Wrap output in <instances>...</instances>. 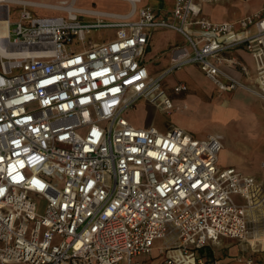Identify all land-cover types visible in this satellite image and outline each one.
<instances>
[{"label": "built area", "instance_id": "built-area-1", "mask_svg": "<svg viewBox=\"0 0 264 264\" xmlns=\"http://www.w3.org/2000/svg\"><path fill=\"white\" fill-rule=\"evenodd\" d=\"M123 1L135 11L141 0ZM206 1L172 0L160 19L150 6L132 20L134 12L78 9L75 0L20 3L65 16L23 8L10 23L7 10L0 14L8 24L1 45L12 54L0 55V264H176L172 249L191 264H218L223 239L245 250L264 241V161L254 178L218 165L217 135L138 128L124 117L141 100L170 113L165 80L187 66L220 91L242 89L264 102V2L213 22L203 16ZM102 29L113 37L86 40ZM155 29L184 39L157 74L142 62ZM237 48L253 58L254 85L222 69L248 75L231 54ZM186 91L172 87L174 95ZM205 249L210 255L199 256ZM237 261L261 264L250 254Z\"/></svg>", "mask_w": 264, "mask_h": 264}, {"label": "crops", "instance_id": "crops-1", "mask_svg": "<svg viewBox=\"0 0 264 264\" xmlns=\"http://www.w3.org/2000/svg\"><path fill=\"white\" fill-rule=\"evenodd\" d=\"M61 1H68V0H1L0 5L3 6L4 8L0 9V14L5 13V11L7 10V17L10 23H14L18 19L19 12L23 8H25L26 11L30 12V14L34 17H53L56 15L65 16L66 14L64 12L57 11L55 9L34 6V5L23 6L20 4L22 2H28V3L42 4V5H58L59 2ZM77 1L78 0H75L74 7L78 9H92L100 12L119 13V14H129L134 12L131 18L132 20L138 19L137 10L139 8H142L143 6L152 7L158 19L162 18L163 16H166L173 6L172 0H153L156 3L155 5L151 4L150 0H141L139 3L135 5V11H133L134 9L132 5L127 1L109 0L124 4L125 9L120 11V10H107L102 8H96L94 6V2H93L94 0H90V3H92V6L90 7L79 6L77 5ZM227 1L229 0H217V2H221L223 4L221 3H218L216 5L213 4V8L215 7V9L218 10L220 14L219 17L220 19L212 20L209 17V12L203 11V5H202L203 16L209 18L213 22L234 21L245 14L259 10L262 3L264 2V0H260L256 4H253L252 6L249 5V9L247 12H245L238 18L229 19L225 15V11H226L225 4H227ZM252 1L253 0H251V2ZM12 17L14 18V20H12ZM78 18L79 20L85 23L91 22L94 19L93 17L87 15H78ZM102 30L112 32V37H113L114 35L113 30L111 29H102ZM102 30H97L93 32H98ZM159 30H166V29H155L151 32L150 39L142 56V62L154 74L160 73L168 66V60L165 62L164 65L161 64L160 67L154 66L158 58L155 55V53L152 52L151 44L154 33ZM175 45L176 44L171 45L169 49ZM149 54L150 56H147ZM231 54L236 61L243 63L247 66L248 75L244 76L241 73H239L237 70L225 66H222V69L227 73H229L232 77L241 80L245 84L254 85L255 66L252 56L248 52H246L243 48H237L233 50ZM175 72L180 73V77L184 78L185 80L183 79L175 82L171 86L170 90L172 91V87L175 86L176 84L182 83L186 85L187 91L180 94V100H179L180 102H179L177 99H173L168 95L167 93L168 85L165 80L164 87L167 95L170 97L172 101L174 109H180V107L178 106L181 105H182L181 109H184L188 106H189L188 108H190V104H196L200 106H209L212 107L213 109L217 108L218 110L224 109L232 113L235 117H237L236 119L240 120V122L243 123L244 129L242 132H244V137L246 139L249 138L248 141L242 142L240 144L239 151H231V150L228 151L226 148L228 143L227 144L223 143L222 135L220 133L215 132V133H208L206 135H217L221 139L223 148L218 155V165L220 167H233L245 175L259 179L260 164L264 161V102L242 89H236L234 91H226V92L220 91L218 88H216L215 85L211 83V81H209L205 77L202 71L196 66H187ZM150 126L153 125L150 124L149 126H139L138 128H147ZM170 126H174V125L170 124ZM174 127L181 128L191 133L197 139H201L206 136V135H198L199 137H197L193 133V131H191L190 129H188V127L181 124ZM157 129L160 131H165L167 128L165 129L157 128ZM228 155L230 158L224 160L225 156ZM220 157L222 158V160L220 159ZM243 248L245 249V247Z\"/></svg>", "mask_w": 264, "mask_h": 264}, {"label": "rangeland", "instance_id": "rangeland-1", "mask_svg": "<svg viewBox=\"0 0 264 264\" xmlns=\"http://www.w3.org/2000/svg\"><path fill=\"white\" fill-rule=\"evenodd\" d=\"M258 1L260 0H253L252 2L251 0H229L227 1V4H225V15L229 19L238 18L239 16L248 11L249 5L252 6ZM93 2L96 8L120 11L125 9L124 4L116 1L94 0ZM150 3L154 5L156 4L153 0H150ZM218 3L221 2L211 0L206 1L202 4L203 11L209 12V17L212 20L220 19V14L218 10H216L215 7L213 8V4L216 5ZM77 5L83 7H90L92 6V3H90V0H78ZM12 20H14L13 17ZM111 37L112 32L102 30L98 32H92L90 35L86 36V40L90 39L92 42L98 43L110 39ZM174 44H184V39L176 32L171 30H159L154 33L151 49L152 52H154L158 58L154 66L160 67L161 64H165V62L168 60L167 52H169V47ZM73 46L76 47L77 52L82 50L81 43L76 40L73 41ZM147 56H150V54ZM183 79L184 78L180 77V73L177 72L170 74L166 78V82L168 85V95L173 99H177L178 101L180 100V95H174L170 88L175 82ZM178 107H180V109H173L170 113H168L165 111H160L151 104L141 100L136 104L133 109L127 111L124 114V117L137 127L149 126L151 124L157 128L165 129L170 127V124L174 126H178L181 124L193 131V133L197 137H199L198 135H206L208 133L217 132L222 135L223 143H228L226 147L228 151H239L240 144L249 140V138L246 139L244 137V132H242L244 129L243 123L240 122V120L236 119L237 117H235L232 113L227 110H218L217 108L213 109L209 106H200L196 104H190V108H188V106L184 109H181L182 105ZM227 158H230L229 155L225 156L224 160H226ZM220 159L222 160L221 157ZM37 205L39 210L43 209L44 207L42 201H38ZM214 251L216 252L215 257L217 259L218 264H240L238 263L237 259L239 257H244L249 254L253 257L255 261L264 264V241L248 245L247 250H245L242 245L238 242L223 239L221 241V246L215 248ZM210 252L211 251L209 249H205L204 251H199L198 255H207L210 254ZM168 256L173 258L176 264H191L189 256L183 255L178 250H169ZM146 258L148 257H139L138 260L140 262H144Z\"/></svg>", "mask_w": 264, "mask_h": 264}, {"label": "bare ground", "instance_id": "bare-ground-1", "mask_svg": "<svg viewBox=\"0 0 264 264\" xmlns=\"http://www.w3.org/2000/svg\"><path fill=\"white\" fill-rule=\"evenodd\" d=\"M1 2V0H0ZM4 8L3 6L0 5V9ZM7 21L5 18L0 17V55H6V56H11V53H8V51H4L3 47L1 45L3 39H6L8 37V29H7Z\"/></svg>", "mask_w": 264, "mask_h": 264}, {"label": "trees", "instance_id": "trees-1", "mask_svg": "<svg viewBox=\"0 0 264 264\" xmlns=\"http://www.w3.org/2000/svg\"><path fill=\"white\" fill-rule=\"evenodd\" d=\"M208 255H210V254H208Z\"/></svg>", "mask_w": 264, "mask_h": 264}]
</instances>
